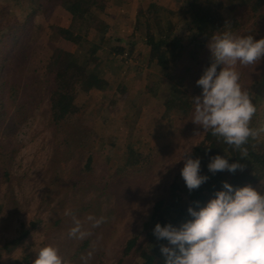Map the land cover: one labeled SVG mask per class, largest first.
<instances>
[{"label": "rangeland", "instance_id": "obj_1", "mask_svg": "<svg viewBox=\"0 0 264 264\" xmlns=\"http://www.w3.org/2000/svg\"><path fill=\"white\" fill-rule=\"evenodd\" d=\"M81 2L88 9V16L94 18L93 22L73 18L62 0H0V23L7 22L9 26L19 23L11 65L32 55L38 66L45 67L43 80L46 87H51L55 72H65L75 55L85 65L79 72L78 83L90 74H96L100 80V87L90 91H83L82 84H77L75 104L67 117L72 131L76 127L78 134L87 132L95 155L91 172L95 180L83 185L79 182V189L71 185L76 169L83 165L82 156L86 154L82 150L86 152V147L75 148L72 158L62 165L55 161L59 141L47 129L45 99L29 122L15 127H10L9 120L3 122L0 138L10 140L8 146L15 147L12 146L9 158L10 178L0 184V264H30L24 260L27 254L32 264L36 252L46 245L58 249L64 264H81L69 257L94 233L96 226L101 228L95 251L101 253L102 260L111 264L119 261L135 264L139 260L136 255L124 254L127 240L135 235L139 236V242L147 240L145 223L158 202L159 208L162 207L163 197L173 182L184 181L180 173L181 159L206 133L191 120L192 102L189 114L184 116L178 108H168L165 103L175 99L178 90L186 92L191 100L199 95L189 75L183 78L182 69L179 74L173 72L172 59L176 58L180 64L199 60L194 69L196 74L203 72L211 63L209 40L200 51L201 58L194 48L175 50L163 66L150 58L149 47L139 38L135 25L139 9L146 14L153 13L160 30H165L170 20L176 29L172 37L165 38L162 49H171L172 39L182 38L187 43L193 35L180 25L177 14L168 12L166 7L210 6L212 0ZM153 2L158 3L157 9L149 8ZM227 2L221 14L229 30L238 35L246 16ZM65 27L78 36V41L61 36L59 29ZM10 62L3 73L8 71ZM235 70L238 71V64ZM257 70L247 68L245 79L248 80L244 84L264 98V88L254 80V75L260 73ZM3 86L2 76V93ZM261 109L260 116L264 118V107ZM129 144L145 156L141 163L125 166ZM253 185L261 190L264 178H255ZM25 231L28 233L20 243L10 244L6 249L10 240ZM94 258L93 253L88 260Z\"/></svg>", "mask_w": 264, "mask_h": 264}, {"label": "trees", "instance_id": "obj_2", "mask_svg": "<svg viewBox=\"0 0 264 264\" xmlns=\"http://www.w3.org/2000/svg\"><path fill=\"white\" fill-rule=\"evenodd\" d=\"M227 3L232 9L240 10L246 16L244 21L241 22L239 36L252 35L255 39L264 38V0H229ZM62 4L73 18L80 17L85 19V21H94L93 17L88 16V9L81 0H62ZM225 4L226 0H212L210 6L191 4L188 8L177 7V9H171L170 7H166L168 12L177 14L180 25L187 27L189 33L193 35L192 39L187 43H184L182 38L172 39L171 43L173 47L171 49H162L165 38L168 36L172 37L171 34L176 29L170 20L167 21L166 29L160 30L153 20V13L146 14L142 9H139L136 14L137 21L135 28L137 31L139 30V38L149 47L150 58L156 59L163 66L168 64L169 56L170 54L173 55L175 50L180 51L182 49L194 48L199 51V58H201L200 51L204 49L205 43L213 34H221L225 31L231 32L221 14V9ZM157 5V2H153L149 5V8L157 9ZM18 25L19 23L17 22L11 26L7 22L0 23V67L2 69L0 81L3 76L4 84L3 93L0 89V135L3 132V122L9 120L10 127H15L18 123L19 125H23L24 122H29V120H32L34 112L46 100V106H44L46 107L45 115L48 120L47 126H49L47 129L54 132L56 136L55 141H59L58 145H56L59 153L55 161L59 162V165H62L64 161L68 162L72 158L73 153L76 152L75 148H79V146L86 147V152L82 150L86 154L82 156L83 165L77 169L74 166L77 171L73 177L71 186L79 189V182L83 185L87 181L95 180L91 174L94 169L95 155L93 147L89 143L91 140L88 138L87 132L83 130L79 131L80 134H78L79 128L76 129L75 127L77 132L76 134L75 132L73 133L75 129L72 131L67 117L70 116L71 106L75 104L77 94L75 89L77 88V84H82L80 89L83 91H90L91 89L100 87V80L96 74H90L84 82L78 83L79 72L85 68V65L81 64L75 55L72 57L65 72H55L54 83L51 87H46V81L43 80L45 76L43 69L45 67L38 66L39 64H36L37 62L32 55H28L21 63L15 66L11 65L14 62L12 49L16 43V35L19 33ZM59 30L63 38H71V40L78 41V36L67 27ZM11 60L12 62H10ZM172 61L175 64L173 72L179 74L182 69V77L185 78L189 75L190 80L197 87L198 94L200 95L202 88L196 84V81L203 72L196 74L194 69L199 60H193L190 64H180L176 58L172 59ZM263 61L264 59L257 62V64L248 66L238 63L239 83L242 89L248 92L257 109L253 116L254 122L250 124L252 128L264 127V118L260 116L261 107H264V98L258 97L244 84L248 80L245 79V74L248 67L258 69L257 71L260 73L254 75V80L259 82L264 88ZM8 62H10V67L6 73H3ZM178 91L179 95L177 96L176 94L175 99L172 98L166 101L165 104L168 108H178L183 116L188 115L192 100L186 92ZM252 92L254 93L253 95ZM9 110L10 114H8ZM258 115L261 117V121L258 119ZM80 126L84 127L81 124ZM0 141V184L3 185L10 178L9 158L11 157L12 146H15L14 144L8 146L9 142H11L10 140L2 141L0 138ZM2 142L6 143V145ZM100 145L103 146L104 142H101ZM243 147L247 148V155L242 159L239 150H234L232 146L224 143L222 138L213 136L211 131L207 130L204 139L192 148L191 154L194 157L200 158L201 174L207 175L209 179L199 189L192 192H189L184 181L176 180L173 182L170 190L163 197L164 203L162 207L159 208L158 204L160 203L158 202L155 209H153L150 220L144 225L145 229H147V240L139 242V236H131L125 245L124 254L131 253L136 255L139 260L135 264H164L165 257L160 251V246L162 244L168 245V241L158 240L155 237L153 229L156 223H160L161 226L171 223L173 226L179 227L183 222L192 218L187 212L188 206L191 204L193 207H196L193 202L197 200L200 201V206H204L214 196L215 191L222 188V181L226 180L234 187H242L246 184L254 187L255 178H264V133H261L259 140H252L250 138L249 142ZM214 155L228 156L227 158L230 163L236 160L241 161L245 167L242 171L237 170L235 174L227 171L213 174L208 170L207 165L210 158ZM143 158L145 156L139 153L133 144H129L125 166L139 164L144 160ZM101 189L105 191L104 186H101ZM261 191L264 192V187ZM1 206L2 204L0 203V209ZM100 228L96 226L94 233L92 231L90 236H87L82 241L76 252L69 257L70 260L75 259L76 261L78 259L81 264H111L102 260L101 253L95 251L98 250V246L95 244H97L96 237ZM27 233L28 231H25L21 236L10 240L6 245V249H8L10 244L20 243ZM93 253L95 258L92 261L88 260ZM27 255L24 260L31 264ZM117 264H121V261Z\"/></svg>", "mask_w": 264, "mask_h": 264}, {"label": "clouds", "instance_id": "obj_3", "mask_svg": "<svg viewBox=\"0 0 264 264\" xmlns=\"http://www.w3.org/2000/svg\"><path fill=\"white\" fill-rule=\"evenodd\" d=\"M207 47L211 63L196 81L202 88L192 97L194 115L191 119L203 130L247 155L243 147L249 139L259 140L264 127H250L257 109L248 92L239 83L236 65L257 64L264 59V38L238 36L225 31L213 34ZM228 156L214 155L207 165L216 174L243 170L241 161L229 162ZM181 176L189 192L197 190L209 177L201 174V161L191 152L181 159ZM180 161V160H179ZM187 208L191 219L179 227L156 223L153 234L167 240L160 251L164 264H264V192L250 184L234 187L222 181V188L204 206L200 201ZM170 245V246H169ZM32 264H64L58 249L46 245L37 252Z\"/></svg>", "mask_w": 264, "mask_h": 264}]
</instances>
